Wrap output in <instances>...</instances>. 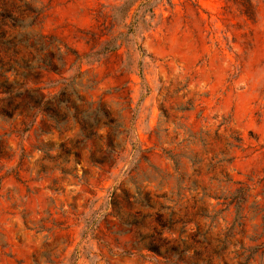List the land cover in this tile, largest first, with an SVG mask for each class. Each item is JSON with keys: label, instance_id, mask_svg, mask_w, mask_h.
<instances>
[{"label": "rangeland", "instance_id": "374dc122", "mask_svg": "<svg viewBox=\"0 0 264 264\" xmlns=\"http://www.w3.org/2000/svg\"><path fill=\"white\" fill-rule=\"evenodd\" d=\"M16 5L38 19L1 45L0 264H172L138 246L184 210L264 264V0Z\"/></svg>", "mask_w": 264, "mask_h": 264}, {"label": "trees", "instance_id": "16d2710c", "mask_svg": "<svg viewBox=\"0 0 264 264\" xmlns=\"http://www.w3.org/2000/svg\"><path fill=\"white\" fill-rule=\"evenodd\" d=\"M17 2L18 0H0V70L5 73L3 83L8 80L6 73L14 72L15 74V68L20 67V64L12 56L1 54V45L4 42L12 43L15 37L14 29L19 27L22 20L29 19L26 24L30 26L38 19L36 13L30 17L21 14V11L17 9ZM127 5L123 4V6ZM22 58L21 62L30 61V57H26L24 61ZM2 93H7V91ZM193 214L187 210L168 215L157 213L153 220L154 225L151 226L150 232L142 238L138 247L164 259L172 260V264H227L228 253L223 248L216 252L217 250L210 246L205 234L201 233L198 226H195L191 220ZM189 223L194 224V227L188 228ZM263 242L264 236L261 243ZM252 257L251 255L246 256L244 262L248 263L253 260ZM235 258L240 259L239 256Z\"/></svg>", "mask_w": 264, "mask_h": 264}]
</instances>
